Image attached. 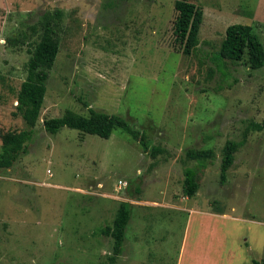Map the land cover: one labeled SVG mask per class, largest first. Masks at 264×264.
I'll use <instances>...</instances> for the list:
<instances>
[{"label": "rangeland", "instance_id": "obj_1", "mask_svg": "<svg viewBox=\"0 0 264 264\" xmlns=\"http://www.w3.org/2000/svg\"><path fill=\"white\" fill-rule=\"evenodd\" d=\"M188 1L203 10L190 54L173 34L174 0H0V150L4 132L25 128L16 94L40 33L31 26L61 12L27 151L0 168V264H110L113 238L102 229L122 201L131 215L113 264H177L185 240L212 243L220 264H264V129L249 128L264 118V65L215 58L233 23L250 25L264 47V0ZM89 108L120 115L160 151L119 128L102 138L43 126ZM229 139L238 148L221 182ZM188 148L215 153L192 197L182 191L184 168L196 165Z\"/></svg>", "mask_w": 264, "mask_h": 264}, {"label": "trees", "instance_id": "obj_2", "mask_svg": "<svg viewBox=\"0 0 264 264\" xmlns=\"http://www.w3.org/2000/svg\"><path fill=\"white\" fill-rule=\"evenodd\" d=\"M176 16L173 21V34L184 54H190L198 43V33L203 18L202 7L188 0H174ZM61 12L46 13L39 25H32L31 29L39 34L29 49L30 56L26 62L27 74L21 82L16 94V109L21 115L25 128L20 131H6L1 135L0 168H10L12 164L27 151L28 142L34 133V125L39 117L46 92V79L48 71L53 67L58 52V39L56 37V24ZM58 18V19H57ZM26 35L20 39L24 42ZM215 58L222 64L225 60L239 62L246 58L248 65L260 68L264 65V47L257 35L248 24L233 23L226 27L225 36L221 41ZM249 128L264 129V118L261 122H252ZM45 130L51 134L66 126L82 133L95 134L108 138L119 128L132 139L139 142L143 151L149 152L153 157L160 151L157 146L149 143L145 132L132 127L123 117L89 108V114L83 115L66 109L60 116L43 120ZM238 148L235 140H227L222 147L220 160V181L224 182L227 171L234 161V154ZM215 153L211 148H188L186 156L195 160L196 165L187 166L183 170L182 191L186 197L196 194L199 184L197 174L206 167L208 159ZM132 204L127 201L120 202L111 225H106L102 232L113 238V255L110 264L122 251L125 229L131 215ZM251 264H262V261L253 260Z\"/></svg>", "mask_w": 264, "mask_h": 264}, {"label": "crops", "instance_id": "obj_3", "mask_svg": "<svg viewBox=\"0 0 264 264\" xmlns=\"http://www.w3.org/2000/svg\"><path fill=\"white\" fill-rule=\"evenodd\" d=\"M211 215H218L219 213L209 212ZM225 216V214H219ZM195 254V259H192L188 264H220L223 260V252H219L215 246L207 244L204 247L194 246L187 248V242L183 243L180 248L179 257L177 264H182L185 255L193 256ZM189 260L190 258L187 257ZM229 259V258H228Z\"/></svg>", "mask_w": 264, "mask_h": 264}, {"label": "built area", "instance_id": "obj_4", "mask_svg": "<svg viewBox=\"0 0 264 264\" xmlns=\"http://www.w3.org/2000/svg\"><path fill=\"white\" fill-rule=\"evenodd\" d=\"M118 182H119V184H124V185L126 183V182H123L122 180H119Z\"/></svg>", "mask_w": 264, "mask_h": 264}]
</instances>
